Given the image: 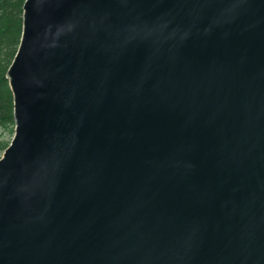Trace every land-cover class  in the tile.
Segmentation results:
<instances>
[{"label":"water","instance_id":"95a60500","mask_svg":"<svg viewBox=\"0 0 264 264\" xmlns=\"http://www.w3.org/2000/svg\"><path fill=\"white\" fill-rule=\"evenodd\" d=\"M7 78L0 264H264V0H25Z\"/></svg>","mask_w":264,"mask_h":264},{"label":"trees","instance_id":"16d2710c","mask_svg":"<svg viewBox=\"0 0 264 264\" xmlns=\"http://www.w3.org/2000/svg\"><path fill=\"white\" fill-rule=\"evenodd\" d=\"M25 0H0V153L8 147L15 128L13 96L7 71L20 44Z\"/></svg>","mask_w":264,"mask_h":264},{"label":"rangeland","instance_id":"374dc122","mask_svg":"<svg viewBox=\"0 0 264 264\" xmlns=\"http://www.w3.org/2000/svg\"><path fill=\"white\" fill-rule=\"evenodd\" d=\"M2 156V154L0 153V157Z\"/></svg>","mask_w":264,"mask_h":264}]
</instances>
